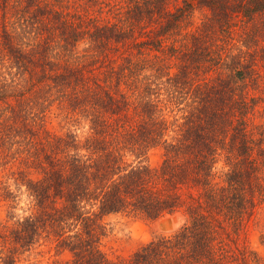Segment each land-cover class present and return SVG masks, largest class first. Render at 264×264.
<instances>
[{"label": "trees", "instance_id": "16d2710c", "mask_svg": "<svg viewBox=\"0 0 264 264\" xmlns=\"http://www.w3.org/2000/svg\"><path fill=\"white\" fill-rule=\"evenodd\" d=\"M0 204V264H264V0H0Z\"/></svg>", "mask_w": 264, "mask_h": 264}, {"label": "rangeland", "instance_id": "374dc122", "mask_svg": "<svg viewBox=\"0 0 264 264\" xmlns=\"http://www.w3.org/2000/svg\"><path fill=\"white\" fill-rule=\"evenodd\" d=\"M52 127L57 129L56 123H52ZM159 157L157 152H151L148 155V162L151 165H155ZM10 189H15L16 195L8 197L6 202L7 208L12 212L14 218L24 215L27 212L29 203V197L24 191L23 187L17 188L11 185ZM1 205V204H0ZM0 206V226L3 222L4 211ZM257 219L261 227L262 237H264V212L257 215ZM109 222L111 233L109 237L103 243V249L108 254H126L130 250L137 247L139 244L149 240L153 236L161 233H167L174 230L182 221L180 213H174L171 215H165L156 220H147L141 217L124 216V215H111L106 219ZM247 235L241 241H245L252 247H259L258 241L260 239L259 232L255 229H247ZM51 239L46 236H42L41 245L38 249L39 253L25 256V260L21 263L28 264L31 258L42 257L45 260L52 253L49 252Z\"/></svg>", "mask_w": 264, "mask_h": 264}]
</instances>
